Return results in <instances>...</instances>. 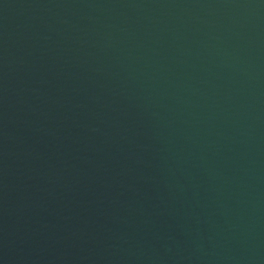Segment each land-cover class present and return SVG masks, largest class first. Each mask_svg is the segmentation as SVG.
I'll use <instances>...</instances> for the list:
<instances>
[{"label":"water","instance_id":"obj_1","mask_svg":"<svg viewBox=\"0 0 264 264\" xmlns=\"http://www.w3.org/2000/svg\"><path fill=\"white\" fill-rule=\"evenodd\" d=\"M0 264H264V0H0Z\"/></svg>","mask_w":264,"mask_h":264}]
</instances>
